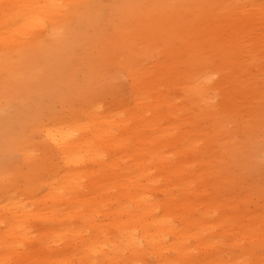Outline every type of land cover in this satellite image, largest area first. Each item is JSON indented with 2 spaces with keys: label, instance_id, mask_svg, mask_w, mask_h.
<instances>
[{
  "label": "bare ground",
  "instance_id": "1",
  "mask_svg": "<svg viewBox=\"0 0 264 264\" xmlns=\"http://www.w3.org/2000/svg\"><path fill=\"white\" fill-rule=\"evenodd\" d=\"M263 152L264 0H0L3 264H264Z\"/></svg>",
  "mask_w": 264,
  "mask_h": 264
},
{
  "label": "rangeland",
  "instance_id": "2",
  "mask_svg": "<svg viewBox=\"0 0 264 264\" xmlns=\"http://www.w3.org/2000/svg\"><path fill=\"white\" fill-rule=\"evenodd\" d=\"M260 158L262 159V163H261L262 166L259 167V169L257 168V166H255L254 173H246L245 178L243 180V186L247 188L248 186L252 185L253 187L255 186V188H262V191L258 194L259 201L262 202L264 201V152Z\"/></svg>",
  "mask_w": 264,
  "mask_h": 264
},
{
  "label": "snow or ice",
  "instance_id": "3",
  "mask_svg": "<svg viewBox=\"0 0 264 264\" xmlns=\"http://www.w3.org/2000/svg\"><path fill=\"white\" fill-rule=\"evenodd\" d=\"M0 264H3V262H0Z\"/></svg>",
  "mask_w": 264,
  "mask_h": 264
}]
</instances>
